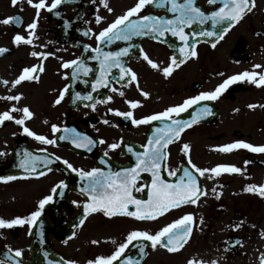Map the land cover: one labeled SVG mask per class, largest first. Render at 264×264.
<instances>
[{
  "label": "flooded vegetation",
  "instance_id": "obj_1",
  "mask_svg": "<svg viewBox=\"0 0 264 264\" xmlns=\"http://www.w3.org/2000/svg\"><path fill=\"white\" fill-rule=\"evenodd\" d=\"M38 2L33 0L34 4ZM136 2L107 0L108 7H105L101 0H63L49 11L47 6L51 5L52 0H45L46 7L40 9L37 16V9L29 5L28 0H17L15 5L12 0H0V20L9 16L22 18L20 23H0V48L7 49L0 52V114L10 111L13 106L21 110L27 106L33 114L24 118L22 111H10L14 119L0 121V153H3L0 154V176L14 177L11 180H0V218L11 220L22 217L26 220L22 225L0 227V264H29L34 253L38 259L36 264H46L42 250L46 243L64 259L74 261L75 264H87V261L98 256L110 255L131 231L155 234L185 214L193 217L192 231L178 251L170 252L160 244L153 248L150 241L140 238L125 249L124 260L132 257L137 264H188L190 260L193 264H212L213 261L216 264H261V258L264 257V195L258 190L244 189L248 185L257 188L264 185V153L244 148L229 152L220 150L221 146L237 140L255 146L264 145V85L258 86L247 78L231 83L216 100H203L178 115L174 114V119L190 120L204 105L211 109V114L202 115L196 123L184 129L179 139H173L167 145V158L161 161L159 173L165 181L176 183L183 176L185 168L192 172L205 192L196 204L182 203L155 219L144 220L124 214L107 217L102 211L91 213L104 221L124 222L122 228L112 229L118 232V235L113 236H119V240H111L104 244L106 251L92 255H89L88 249L98 244H92L91 235L85 236L89 238L88 244L84 245L88 246L85 255L77 257L76 249H64V245L76 240L82 225L74 230L75 235L70 238H66L63 226L80 214L81 204L87 198L80 191L85 181L79 172L68 168L65 160L74 168L84 171L96 167L105 172H117L133 167L136 164L134 153H143V146L148 143L154 130L170 124L171 120L165 118L135 125L132 119L161 112L202 91L214 90L234 74L246 70L264 73V0H254L255 6L245 11L222 38L192 36V33L204 29L216 31L219 26L213 28L209 20L203 25L196 22L186 26L184 31L188 35L187 42L166 32L164 36L149 33L134 36L130 41L102 43L103 51H117L132 45L128 55L121 57L122 67L132 69L137 80L132 81L130 75L120 80V69L113 68L107 86L93 91L92 83L100 72L99 60L93 59L97 55L93 51L97 46L96 35ZM194 2L205 13L222 6V0H216L214 4L209 3V0ZM161 4L146 5L139 15L172 19L175 14L168 11L171 4L167 0H161ZM108 8L112 11L109 12ZM97 17L102 18L99 23ZM34 19L37 20V27L33 42H14L17 34L27 38L30 31L27 25ZM193 43L196 44L197 55H189L179 67L173 65L170 75L166 77L163 68L168 67L173 56L177 62L184 59L180 48L189 50ZM85 45L91 47L86 49ZM141 50L158 65L157 68H153L144 59ZM32 52L48 55L33 56ZM77 57L84 60L91 71L73 80L72 68L65 69L62 64ZM33 65L38 70L30 75L36 78L13 86L11 82L22 70ZM253 65L261 67L253 69ZM40 67L43 71L39 70ZM66 85L68 87L60 103H55ZM121 91L123 96L119 94ZM77 92L81 96L91 92L93 100L76 99ZM144 92L149 95L144 96ZM18 94L20 99L17 101L3 99ZM109 96L112 99L106 103L98 102ZM131 100L138 101V106L132 108L128 103ZM92 104H95L94 109L90 106ZM249 105L255 107L250 108ZM109 109L122 113L131 111L133 116L118 115ZM20 118H24L23 125L15 122V119ZM53 124L58 126L56 133L52 131ZM24 127L55 139V144L36 140L23 131ZM65 129H75V133ZM76 133L90 137L94 143L77 147L72 142ZM61 136L68 139H60ZM101 139L104 143L99 142ZM113 143L118 144V147L110 149L108 145ZM185 143L190 146L187 154L182 151ZM129 147L133 149L132 152L128 151ZM26 151L34 156H47L52 163L37 167L35 173H30L20 167ZM246 161L250 163L246 164ZM193 163L207 169L218 164H228L241 171H222L219 175L209 171L201 176L192 168ZM171 170H175L176 175H169ZM39 172H44V175H38ZM60 181H64L66 187L58 188L53 193V187ZM152 181L151 172H141L136 187H144L140 192L134 191L133 195L147 200ZM47 195H53V200L44 206L41 216L29 225L27 218L38 210L39 200ZM129 210L134 211L135 206H129ZM95 241L99 242L98 237H95ZM82 243L79 240V250ZM16 249L21 250V257L15 256ZM179 257L182 259L178 260Z\"/></svg>",
  "mask_w": 264,
  "mask_h": 264
},
{
  "label": "snow or ice",
  "instance_id": "obj_2",
  "mask_svg": "<svg viewBox=\"0 0 264 264\" xmlns=\"http://www.w3.org/2000/svg\"><path fill=\"white\" fill-rule=\"evenodd\" d=\"M63 0H52L51 5H48V10L56 8L58 4L62 3ZM171 4L168 11L174 13V17L172 19H167L164 17L153 16V15H139L141 10L146 5H156L162 6L161 0H137V2L129 7L123 14L116 17V19L109 23L107 27L103 28L97 35V46L93 49L94 52L97 53L93 59L99 60L100 62V72L97 79L92 83L93 91H96L101 86H107L108 77L111 74V69L119 68L120 75L119 79L124 80L126 76H131V80H137L136 73L130 69L122 67L123 61L121 57L128 55L129 49L132 47L129 44L127 47L120 48L117 51H103L101 48L102 43H112L113 40H124L130 41L134 36H143L148 35L149 33H156L158 36H164L166 32H170L173 36H177L181 41L187 42L188 35L185 33L184 29L186 26L191 25L193 23L198 22L203 25L206 21H211L213 28L218 29L216 31L204 29L202 31L192 33L193 37L196 36H207V37H219L222 38L223 34L226 33L229 28L232 27L239 19L242 18L245 11H250L251 7H254V0H222V6L217 10L212 11L210 13H205L200 7H198L194 0H183V2H178V0H167ZM216 0H209V3L214 4ZM13 5L17 3V0H12ZM29 5L34 6L37 9V16L39 15V10L46 7L45 0H39L38 3H33V0H28ZM101 3L104 4L105 7H108L107 0H101ZM108 11L111 12L112 9L108 8ZM59 15V13H57ZM137 17V18H133ZM101 17H97V23L100 22ZM22 18L18 16H9L0 20V23L9 24V23H20ZM37 27V20L34 19L32 23L27 25V28L30 30L27 38L21 34H17L14 36V42L20 43H28L31 44L33 42V34L34 30ZM90 31V30H89ZM87 35V33H85ZM154 39L157 36H153ZM215 47V44L212 45ZM91 46L85 45V48H90ZM7 49L0 48V52H5ZM144 59L153 67L157 68L158 65L153 62L147 54L143 53L141 50ZM180 52L183 55L184 59H180L177 62L175 56L171 58V63L168 67L163 68V73L167 77L170 75L173 65L179 67L180 64L184 63L185 59L190 55L195 57L197 55L196 52V44L193 43L190 46L189 50H186L184 47L180 48ZM33 56H47V53H37L32 52ZM62 67L72 68V78L73 80H77L80 78V75H88L91 71L90 67L82 60L77 57L74 60L66 61L62 64ZM261 65H253V69L260 68ZM37 66L33 65L32 67H25L21 74L13 80L11 83L13 86L18 85L21 81L35 79L36 77L30 75L31 73L36 72ZM40 71H43V68H39ZM67 76V73H65ZM247 78L252 83L260 86L264 85V73H257L255 71H244L239 74H234L232 76L227 77L223 82L218 84L214 90L210 91H202L198 95L190 98H186L182 103L169 106L165 108L163 111L154 113L151 115L143 116L140 119H132V123L135 125L139 124H147L151 121H158L162 119L171 120L170 124L165 125L163 128H157L154 130V134L149 137L148 143L143 147L145 151L143 153H134L136 155V164L130 168H123L120 171L113 172L111 170L105 172L100 168H92L90 171H84L83 169H76L70 164L67 160L64 163L68 166V168L72 169V171L79 172L81 178L85 181L84 186L80 189L82 194H85L88 199L83 203V217L80 219V225H83L85 222V218L90 213H95L97 211H102L103 214L107 217H112L117 214H124L130 217H135L136 219L144 220V219H155L156 216L163 214L170 208H174L179 206L182 203H191L196 204L197 200L200 196L205 195V192L200 188L196 177L190 172L187 168L183 170V176H181L180 180L176 183H169L163 179V177L159 174L161 168V161L166 160L167 145L173 139H179L180 134L184 131L185 128L190 127L192 124L196 123L197 120L202 115L211 114V109L204 105L201 107L196 113L193 114L190 120H179L174 119V114L178 115L186 111L192 105L197 104L203 100H216L220 94L233 82L238 80H244ZM87 82V81H86ZM3 83L7 84L8 81H3ZM138 86V85H137ZM67 85L65 89L60 91V96L56 99L55 103H60L63 98L65 91L67 90ZM113 91H118L117 89H113ZM121 96L124 93L119 92ZM144 96H148L147 92L143 93ZM76 99H84V100H93L92 93L81 96V93H75ZM3 99H7L10 101H17L20 99V95L15 96H7ZM112 97L109 96L105 100H100V103H106L111 100ZM132 108L138 106L139 102L135 100L128 101ZM89 106V105H86ZM93 109L95 108V104L90 105ZM250 108L255 107V105H249ZM264 107V105H262ZM10 111H22L24 114V118H29L33 114L30 109L25 106L22 110L17 109L15 106L11 108ZM10 111H5L0 114V121L5 119H14L13 116L10 115ZM109 111H115L118 115H122L125 117H132L133 113L129 112H119L118 110L109 109ZM24 118L15 119V122L18 125L24 124ZM104 123H108L107 120ZM23 131L27 133L29 136L34 137L36 140L41 141L46 144H55V139H49L44 135L37 134L34 131H31L28 127H24ZM53 133L58 131V126L52 125ZM65 131H71L75 133V129H65ZM60 139H68L66 136H61ZM72 142L77 147H86L94 143V141L83 134L76 133L72 137ZM100 143H104L101 139ZM108 147L110 149H114L118 147V144L113 143L109 144ZM190 146L185 143L183 145L182 151L185 154L188 153ZM244 148L249 149L252 152L256 153H264V145L255 146L251 143H247L243 140H237L230 144H225L220 147L221 151L229 152L233 149ZM42 151H46L43 149ZM129 152H132L133 149L131 147L128 148ZM3 154V153H0ZM107 155V152H105ZM55 159H60V157H55ZM52 163V160L47 156L40 157L34 156L27 151L24 153V158L21 160L20 167L25 168L26 171L30 173H35L37 167L42 165H47ZM189 163L191 160L189 159ZM250 163L249 161L245 162ZM192 168L195 169L196 172L200 173L201 176L206 172H212L216 175H219L223 172H231L236 173L240 172L241 169L228 164H218L211 169L207 168H199L194 163L192 164ZM50 170V169H49ZM141 172H151L153 181L152 186L148 190V199L141 200L133 195V192H140L143 189V185L140 187H136V181L139 178V174ZM38 175H44V172L37 173ZM169 175H176L175 170H171L168 173ZM14 177L8 176L3 177L0 176V180H11ZM66 187L64 181H60L57 186H54L52 189L53 193L57 192L58 188ZM245 191H253L258 190L261 195H264V185H260L258 188L255 185H248L244 189ZM218 198V197H217ZM53 200V195L44 196L41 200H39V208L36 211H33L30 216L27 218V222L29 225L33 224L38 217L41 216V210L44 206ZM73 203H76L75 201ZM129 206H135V210H129ZM193 217L191 214H185L181 218L167 224L162 227L159 231L155 232V234H150L147 231L133 230L128 233L126 240L119 244L116 249L108 256H98L94 260L87 261V264H113V261H117L122 257V254L125 252V249L128 248L130 244L136 239H146L151 242V246L155 248L158 244L167 248L170 252L178 251L180 247L183 246L185 241L188 239L192 228L191 222ZM26 222L25 218L15 217L11 220H6L0 218V227H12L14 225H22ZM75 235V233H73ZM166 240L167 243H163ZM93 243H97V241H93ZM141 253H143V248L140 249ZM15 256L21 257L22 252L19 249L15 250ZM49 264H58V262L49 261ZM67 264H75L74 261H68ZM123 264H137V261L128 257L124 260ZM188 264H193V261H189ZM212 264H216L215 261ZM261 264H264V257L261 258Z\"/></svg>",
  "mask_w": 264,
  "mask_h": 264
},
{
  "label": "rangeland",
  "instance_id": "obj_3",
  "mask_svg": "<svg viewBox=\"0 0 264 264\" xmlns=\"http://www.w3.org/2000/svg\"><path fill=\"white\" fill-rule=\"evenodd\" d=\"M123 224L124 222H121L120 220L118 221L105 220L104 221V220H101L100 217L91 215L89 218L85 220L84 224L81 226V228L77 232L78 236L75 238L76 240H74L70 244L64 245L66 246V248L64 249H67L69 251H73L74 249H76L78 251L77 257L81 255H85L86 250L88 249V246L84 247V245L88 244V240H89V238L85 236L91 235L92 244H96V245L98 244V246L88 249L90 251L89 255L97 253L98 251L100 252H103V250L106 251L107 247L104 244L110 243L111 240H114V241L119 240V236H113V235H118V232H113L112 229L122 228ZM95 237H98V241H99L98 243H93V241H95ZM79 240L83 241L82 246L80 248L81 250L78 249ZM103 240H107V241H103ZM179 259H182V258L179 257L178 260Z\"/></svg>",
  "mask_w": 264,
  "mask_h": 264
},
{
  "label": "water",
  "instance_id": "obj_4",
  "mask_svg": "<svg viewBox=\"0 0 264 264\" xmlns=\"http://www.w3.org/2000/svg\"><path fill=\"white\" fill-rule=\"evenodd\" d=\"M44 248H45L44 253H45V257H46L45 261L50 260L52 262H58V264H67V262L65 260H63L58 254H56L52 249H50V247L48 245H45ZM34 255H35V253L32 254L33 258L30 262V263L33 262L32 264H35L36 261L38 262L37 257L36 256L34 257ZM118 261L119 260L113 261V264H117Z\"/></svg>",
  "mask_w": 264,
  "mask_h": 264
}]
</instances>
